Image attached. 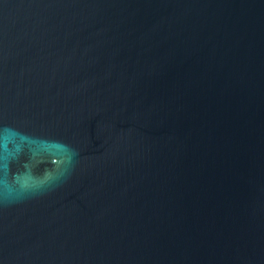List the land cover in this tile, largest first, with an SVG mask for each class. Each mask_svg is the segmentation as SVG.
Here are the masks:
<instances>
[{
    "label": "water",
    "instance_id": "1",
    "mask_svg": "<svg viewBox=\"0 0 264 264\" xmlns=\"http://www.w3.org/2000/svg\"><path fill=\"white\" fill-rule=\"evenodd\" d=\"M0 264H264V0H0Z\"/></svg>",
    "mask_w": 264,
    "mask_h": 264
}]
</instances>
